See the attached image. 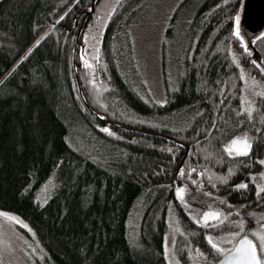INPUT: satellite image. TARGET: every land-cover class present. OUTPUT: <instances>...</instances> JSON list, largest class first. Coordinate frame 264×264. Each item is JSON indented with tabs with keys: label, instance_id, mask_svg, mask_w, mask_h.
<instances>
[{
	"label": "trees",
	"instance_id": "1",
	"mask_svg": "<svg viewBox=\"0 0 264 264\" xmlns=\"http://www.w3.org/2000/svg\"><path fill=\"white\" fill-rule=\"evenodd\" d=\"M94 1L0 0V210L33 229L45 251L36 264H167L171 208L206 250V227L177 202L178 184L193 179L224 214L210 231L239 230L240 219L254 228L247 212H264V72L233 32L242 0H198L164 104L136 92L112 47L140 0L120 1L86 64L80 47ZM250 106L251 117L241 111ZM163 117L181 123L147 124ZM242 131L250 152L230 156L224 144ZM218 258L214 251L210 264Z\"/></svg>",
	"mask_w": 264,
	"mask_h": 264
},
{
	"label": "rangeland",
	"instance_id": "2",
	"mask_svg": "<svg viewBox=\"0 0 264 264\" xmlns=\"http://www.w3.org/2000/svg\"><path fill=\"white\" fill-rule=\"evenodd\" d=\"M120 1L97 0L86 10L91 17L83 30L80 48L84 61H87L89 65L99 53L104 30L115 8L121 5ZM197 2L198 0H140L138 6L134 8V13L132 12L129 16L128 24L126 23L125 28L118 31L114 38L112 47L117 63L120 64L123 73L128 77L136 92L149 104H160L157 101L166 100V90L173 88L176 84L177 72L181 68L187 53L186 46L189 43V18L193 16ZM238 12L240 14V35L243 36L244 44L249 49L251 60L255 61L261 69L264 67V37L260 36V33L264 32V0H242ZM249 100L247 96L246 101L250 102ZM174 123L179 125L181 120L176 117H163L157 121L147 119V124H159L160 126L167 124L173 126ZM244 132L237 133L235 137H244ZM247 136L250 138L248 134ZM229 141L227 140L224 146ZM197 183V179H193V183L185 181L177 186L185 188L184 199L177 197V202L187 209L184 211L186 218L194 224L196 223L189 216V212L193 215H200L202 207L208 205L218 207L212 205V200L216 197L203 198L198 195ZM51 186L52 184L48 182L41 187L37 197L41 204L46 201V195ZM198 203L202 205L206 203L207 206L197 208ZM7 213L8 216L0 215V239L4 241L0 244V260H3V264H36L45 251L37 241L33 229L19 216L11 212ZM247 213L258 222L255 228L264 223V212L249 211ZM223 219L224 214L220 221L222 222ZM17 220L21 222L17 223ZM218 224L217 222L207 226L201 234V240H203L201 243L206 245V250H204L199 243L193 244L189 240L190 234L186 232L175 209H169L166 214L164 234V252L166 234L168 242V257H165L167 264L169 261L172 264H210L215 250L208 244L205 233H211L215 238L231 231H237L235 229L217 233L210 231L216 230L215 226ZM130 226L136 227L134 216L131 217ZM173 240H175L174 244ZM197 248L205 255H200Z\"/></svg>",
	"mask_w": 264,
	"mask_h": 264
},
{
	"label": "snow or ice",
	"instance_id": "3",
	"mask_svg": "<svg viewBox=\"0 0 264 264\" xmlns=\"http://www.w3.org/2000/svg\"><path fill=\"white\" fill-rule=\"evenodd\" d=\"M233 24V32L239 37L241 44L244 46L245 52H248L249 49L247 45L244 44V38L240 35V14L236 12L232 17ZM47 35V33H45ZM261 37H264V32L260 33ZM40 41L37 40L38 44ZM31 51V48L28 50ZM83 58V57H82ZM24 57H21L23 60ZM255 63V61H253ZM86 64L88 62L86 61ZM261 71L264 72V67H261ZM241 76L243 77V69H241ZM95 83V81H93ZM260 95H264V92L260 93ZM243 99L241 103L243 104ZM157 103L164 104L165 100H159ZM241 111H247L249 117L252 114V107L250 106L248 109L241 108ZM104 131H109L107 127L104 128ZM259 131V129H257ZM115 135V133H111ZM233 146H236L235 151H233ZM227 150L228 154L231 155H247L251 149V140L248 138L247 133L244 134L243 139L240 137H233L232 140L229 141L227 145L224 146ZM260 163L264 164V160H261ZM192 171V169H189ZM231 171V169L229 170ZM184 169H180V173L183 174ZM261 176H264V173H261ZM221 179H227V176L221 177ZM195 183V181H194ZM234 187L242 188L247 187L245 182H241L235 184ZM262 190L261 185H257V194L259 195ZM176 195L180 199H184L185 188L183 186L176 188ZM211 195V193H208ZM195 199V197H193ZM187 203V200H185ZM189 216L195 221L196 224H205L208 225L210 221L220 222L222 217V210L220 208H214L211 205H208L206 209L202 210V214L193 215L191 212L188 213ZM0 215L8 216L7 212L0 211ZM21 221L17 220V223ZM238 229L237 231H231L220 237H213L211 233H205L208 244L212 249L216 251L219 255V259L213 261V264H264V223H261L258 228H251L246 231L245 229V221L244 219H240L236 222ZM27 227V225H25ZM31 231V229H29ZM179 230V229H177ZM251 233V234H249ZM4 241L0 239V244H3ZM175 240H173V244ZM230 245V246H224ZM10 247V245H8ZM197 252L200 255H205L203 252H200L199 248H197ZM165 257H168V242H167V234L165 236ZM0 264H3V260H0ZM169 264H172L169 261Z\"/></svg>",
	"mask_w": 264,
	"mask_h": 264
},
{
	"label": "water",
	"instance_id": "4",
	"mask_svg": "<svg viewBox=\"0 0 264 264\" xmlns=\"http://www.w3.org/2000/svg\"><path fill=\"white\" fill-rule=\"evenodd\" d=\"M241 139H243V138H241ZM235 149H236V146H233V151H235ZM249 152H250V151H249ZM249 152H248V153H249ZM247 155H248V154H247ZM247 155H237V156H247ZM201 214H202V213H201ZM214 222H215V221H210L209 224H210V223H214ZM201 225H202V226H206L205 224H201Z\"/></svg>",
	"mask_w": 264,
	"mask_h": 264
},
{
	"label": "flooded vegetation",
	"instance_id": "5",
	"mask_svg": "<svg viewBox=\"0 0 264 264\" xmlns=\"http://www.w3.org/2000/svg\"><path fill=\"white\" fill-rule=\"evenodd\" d=\"M195 228H199L198 226H195Z\"/></svg>",
	"mask_w": 264,
	"mask_h": 264
}]
</instances>
